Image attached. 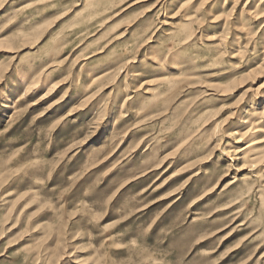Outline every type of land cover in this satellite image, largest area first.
<instances>
[{
	"label": "rangeland",
	"instance_id": "obj_1",
	"mask_svg": "<svg viewBox=\"0 0 264 264\" xmlns=\"http://www.w3.org/2000/svg\"><path fill=\"white\" fill-rule=\"evenodd\" d=\"M0 264H264V0H0Z\"/></svg>",
	"mask_w": 264,
	"mask_h": 264
},
{
	"label": "bare ground",
	"instance_id": "obj_2",
	"mask_svg": "<svg viewBox=\"0 0 264 264\" xmlns=\"http://www.w3.org/2000/svg\"><path fill=\"white\" fill-rule=\"evenodd\" d=\"M89 1H87L86 2V4H85V6H84V8L80 11L81 13L87 8V6L89 5ZM91 3H92V1H91ZM186 4V3H185ZM89 7V6H88ZM85 13V12H84ZM78 17V16H77ZM182 28H183V26L182 25H179L178 26V30H182ZM191 28H192V26H191ZM189 30H191V29H189ZM179 31H177V33H178ZM187 32V31H186ZM191 34V33H190ZM174 35H176V33H174ZM185 41H187V40H185ZM184 41V42H185ZM172 46V45H171ZM187 46V45H186ZM173 48V47H172ZM184 48V47H183ZM29 71H25L23 68L22 69H20L19 70V72H17V74H18V78L19 79H21V83H24V84H26V91L25 92H21L20 91V89L19 88H15V86H14V84H12V85H10V87H9V89L8 90H6L3 94H2V97H4V98H8V102H7V105H8V109H11V108H13L14 106H16L18 103H19V101H15V98H13L15 95H17V98H21L22 97V95L24 94V93H26L29 89H30V86H31V84L33 85V84H36L37 83V81H30L29 82V80H31L30 78V76L28 75V73H30L31 71H34V67L32 66V65H30V67H29ZM32 73V72H31ZM30 73V74H31ZM96 78H94V80H95ZM16 83L18 82V80H14ZM18 84V83H17ZM92 84H93V82H92ZM14 86V87H13ZM14 90V91H13ZM31 90V89H30ZM13 91V95H10L9 93L10 92H12ZM24 96V95H23ZM154 99V98H153ZM116 102H118V101H116ZM142 103V102H141ZM156 104V103H155ZM23 106V104H21L20 103V105L18 104V108H20V107H22ZM122 108V107H121ZM250 114L252 115V116H255V115H257V110L256 109H254V110H252V111H250ZM250 142V141H249ZM245 155H246V159H249L251 156H256L259 152H258V146H257V143L256 142H254L253 140L248 144V146H246V148H245ZM248 161V160H247ZM255 163V162H254ZM262 169V168H261ZM256 184V183H255ZM251 190V189H250ZM31 196H32V194H31ZM33 197H34V195H33Z\"/></svg>",
	"mask_w": 264,
	"mask_h": 264
}]
</instances>
